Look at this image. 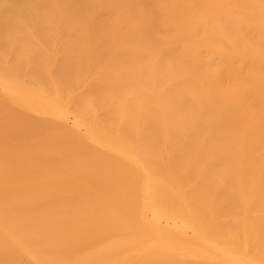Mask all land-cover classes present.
I'll use <instances>...</instances> for the list:
<instances>
[{
  "label": "bare ground",
  "instance_id": "6f19581e",
  "mask_svg": "<svg viewBox=\"0 0 264 264\" xmlns=\"http://www.w3.org/2000/svg\"><path fill=\"white\" fill-rule=\"evenodd\" d=\"M0 264H264V0H0Z\"/></svg>",
  "mask_w": 264,
  "mask_h": 264
}]
</instances>
